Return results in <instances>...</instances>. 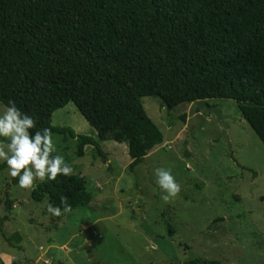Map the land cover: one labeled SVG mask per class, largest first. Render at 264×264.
Wrapping results in <instances>:
<instances>
[{"label":"trees","instance_id":"1","mask_svg":"<svg viewBox=\"0 0 264 264\" xmlns=\"http://www.w3.org/2000/svg\"><path fill=\"white\" fill-rule=\"evenodd\" d=\"M146 97L168 110L234 100L264 145V0H0V103L32 116L33 133L78 138V157L93 146L105 158L101 143L113 138L127 144L134 171L164 142ZM69 103L98 139L53 126ZM86 193L85 178L61 175L32 198L62 207L63 195L75 210Z\"/></svg>","mask_w":264,"mask_h":264},{"label":"rangeland","instance_id":"2","mask_svg":"<svg viewBox=\"0 0 264 264\" xmlns=\"http://www.w3.org/2000/svg\"><path fill=\"white\" fill-rule=\"evenodd\" d=\"M207 103L228 117V138L210 111L196 119L195 103L168 110L144 98L164 142L134 171L126 143L111 138L101 143L105 158L93 146L78 157V138L53 134L55 155L87 182L85 203L59 217L47 212L48 198L9 187V170L1 171L0 264H264V145L236 101ZM53 126L98 139L73 103L54 113ZM157 168L181 187L168 203Z\"/></svg>","mask_w":264,"mask_h":264},{"label":"clouds","instance_id":"3","mask_svg":"<svg viewBox=\"0 0 264 264\" xmlns=\"http://www.w3.org/2000/svg\"><path fill=\"white\" fill-rule=\"evenodd\" d=\"M34 128L36 120L21 112L15 101L10 100L0 113V137L8 141L0 142V160L6 162L9 175L18 178L19 187L26 190H33L36 181H56L58 176L69 177L74 171L63 155H53L56 146L51 130L43 128L33 133ZM155 176L165 203L178 196L181 187L170 169L157 168ZM60 202L62 207L48 203L47 212L59 217L73 211L68 197L61 195Z\"/></svg>","mask_w":264,"mask_h":264},{"label":"water","instance_id":"4","mask_svg":"<svg viewBox=\"0 0 264 264\" xmlns=\"http://www.w3.org/2000/svg\"><path fill=\"white\" fill-rule=\"evenodd\" d=\"M197 105V116H196V119L199 118L200 116V112L202 110H208L210 111L218 120L219 124L222 126L223 128V135L225 136V138H228V135H227V130L229 128V124L227 123V119L228 117L227 116H224L222 111L219 110L217 107L215 106H210L207 101H199L196 103Z\"/></svg>","mask_w":264,"mask_h":264}]
</instances>
